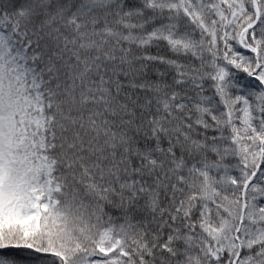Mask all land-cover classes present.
Instances as JSON below:
<instances>
[{
    "label": "snow or ice",
    "instance_id": "snow-or-ice-1",
    "mask_svg": "<svg viewBox=\"0 0 264 264\" xmlns=\"http://www.w3.org/2000/svg\"><path fill=\"white\" fill-rule=\"evenodd\" d=\"M0 264H264V0H0Z\"/></svg>",
    "mask_w": 264,
    "mask_h": 264
}]
</instances>
